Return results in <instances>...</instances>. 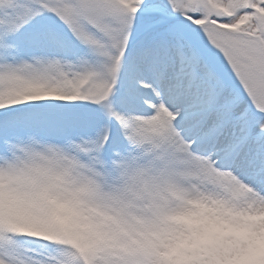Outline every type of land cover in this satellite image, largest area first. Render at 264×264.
Here are the masks:
<instances>
[{"label": "snow or ice", "instance_id": "snow-or-ice-1", "mask_svg": "<svg viewBox=\"0 0 264 264\" xmlns=\"http://www.w3.org/2000/svg\"><path fill=\"white\" fill-rule=\"evenodd\" d=\"M0 264H264V0H0Z\"/></svg>", "mask_w": 264, "mask_h": 264}]
</instances>
